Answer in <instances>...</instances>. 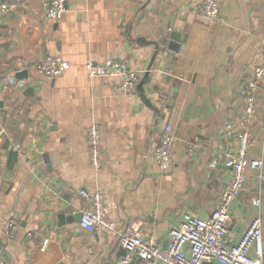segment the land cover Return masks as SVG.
<instances>
[{"label":"crops","instance_id":"crops-1","mask_svg":"<svg viewBox=\"0 0 264 264\" xmlns=\"http://www.w3.org/2000/svg\"><path fill=\"white\" fill-rule=\"evenodd\" d=\"M5 2L13 11L0 16V255L10 264H119L115 240L79 227L81 191L101 192L111 220L162 247L184 214L209 218L230 181L210 162L227 149L225 124L238 129L249 74L264 66V0H224L213 26L198 16L203 0H70L55 23L41 0ZM173 32L183 41L177 52ZM121 53L142 75L129 97L85 70ZM48 55L71 63L65 77H38L34 66ZM19 70L26 89L9 85ZM257 113L250 158L264 162V93ZM92 123L103 133L100 173L89 162ZM167 126L176 135L173 168L161 173L146 154ZM258 195L261 209L252 204ZM258 213L264 223V187L249 174L229 238L238 241ZM7 219L19 223L13 239L4 237Z\"/></svg>","mask_w":264,"mask_h":264},{"label":"built area","instance_id":"built-area-1","mask_svg":"<svg viewBox=\"0 0 264 264\" xmlns=\"http://www.w3.org/2000/svg\"><path fill=\"white\" fill-rule=\"evenodd\" d=\"M18 4L23 0H16ZM70 0H41L42 9L47 21L60 22L68 12ZM224 0H203L198 9V16L209 26L221 21V6ZM13 6L0 0V16L10 15ZM71 63L56 55L40 58L34 66L42 80H55L65 77L71 70ZM89 79L110 80L116 91L123 96H131L141 80V72L133 69L124 54L103 63L89 62L85 66ZM23 73L22 70L16 74ZM9 85L15 89H26L27 80H19L15 75L9 77ZM264 93V66L255 68L248 76L245 85L244 110L241 114L238 129L233 123L223 127L222 137L228 144L227 149L215 156L210 162V169L219 166L230 172V181L223 191L220 204L207 219L186 213L178 227L170 230L168 244L159 246L154 238L143 236L133 226L124 227L121 223L109 218L106 198L101 192L89 194L80 192L87 207L81 211L79 227L89 233L115 240L124 254L119 264H264L263 217L258 213L251 221L243 236L236 242L230 236L231 207L245 190L247 177L254 175L264 187V162L250 158L255 145L252 127L258 117L257 96ZM5 134L0 124V142ZM102 130L97 123H92L87 130L89 144V162L95 172L103 170ZM176 135L171 126H167L161 135L157 147L149 151L146 157L153 159L161 173H168L173 168L172 153ZM232 142L235 145L230 146ZM19 146L14 152H19ZM261 194V192H260ZM253 206L261 209L262 198L258 195ZM4 237L13 239L19 231L15 219H7L3 224ZM30 238L33 235L29 234ZM36 239V237H34ZM48 241L42 243L41 249L47 248ZM0 264H10L0 255Z\"/></svg>","mask_w":264,"mask_h":264},{"label":"water","instance_id":"water-1","mask_svg":"<svg viewBox=\"0 0 264 264\" xmlns=\"http://www.w3.org/2000/svg\"><path fill=\"white\" fill-rule=\"evenodd\" d=\"M178 34L176 32H173L171 37H170V45H169V48H172L174 51H178L181 47H182V44H183V41L180 40L178 38ZM25 73H21L19 75H17V79L21 80V79H24L25 77ZM31 91V90H29ZM8 144V142H7ZM235 203H233L232 205H234ZM80 218H81V214H78L77 216H75V219L80 222ZM60 225L63 226L65 223H66V219L64 217V215H61L60 216ZM72 220V219H71Z\"/></svg>","mask_w":264,"mask_h":264}]
</instances>
